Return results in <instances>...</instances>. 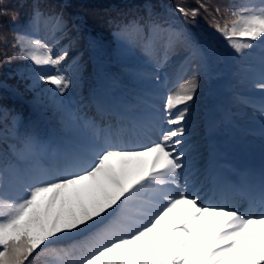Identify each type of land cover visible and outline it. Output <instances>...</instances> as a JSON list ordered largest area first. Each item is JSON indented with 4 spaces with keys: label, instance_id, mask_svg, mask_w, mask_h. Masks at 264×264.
I'll return each instance as SVG.
<instances>
[{
    "label": "snow or ice",
    "instance_id": "6c2138e0",
    "mask_svg": "<svg viewBox=\"0 0 264 264\" xmlns=\"http://www.w3.org/2000/svg\"><path fill=\"white\" fill-rule=\"evenodd\" d=\"M201 9L235 53L251 56L260 48L258 74L251 80L259 96L244 97L240 104L255 114L264 139V0H246L223 12L219 7L210 12L205 3L197 8L177 4L173 11L194 20ZM41 18L34 0L29 24ZM47 18L58 30L67 29L62 12ZM119 30L140 36L148 54L160 46L166 51L183 46L198 71L210 70L200 38L162 20L152 0H144L143 15ZM12 47L8 62L30 60L55 69L31 77L33 87L44 81L61 95L71 87L67 70L60 68L67 49L57 52L28 32H18ZM198 87L193 76L178 93L166 96V123L173 127L161 128L160 139L150 144L124 145L108 129L99 142L66 152L46 168L20 167L0 156V264H35L41 257L46 264H264V176L243 211L235 204L205 203L189 190L195 174L185 171L184 137L188 104ZM35 144L26 140L29 151Z\"/></svg>",
    "mask_w": 264,
    "mask_h": 264
},
{
    "label": "trees",
    "instance_id": "16d2710c",
    "mask_svg": "<svg viewBox=\"0 0 264 264\" xmlns=\"http://www.w3.org/2000/svg\"><path fill=\"white\" fill-rule=\"evenodd\" d=\"M35 2L39 4L45 18L30 25L34 0H0V12H7L6 15H0V83L4 85L0 87V156L10 164L30 168H34V161L27 157V126L39 120L41 126L46 128L34 110L49 119L51 130L59 129L61 124L67 127L74 116L83 115L94 105L97 89L92 83L100 76L112 79L110 74L117 68L141 62L140 51L144 49L140 36L135 33L122 34L119 30L125 21L143 15L144 0ZM204 2L213 3L212 0H152L162 20L177 28L185 27L189 32L197 30L203 9L194 20L191 17L185 18L173 9L177 4L197 8ZM222 2L228 5L227 0ZM60 12L67 21L66 30H58L55 21L47 18ZM18 32H28L34 38L48 43L57 52L67 49L68 56L60 68L67 70L73 82L65 94L55 92V86L44 81H38L37 87L32 86L31 77L40 72H54L51 66L37 67L30 60L20 59L8 62ZM196 35L203 44L214 42L211 39L220 40L217 35L213 37L209 33L197 32ZM130 72L128 67V75L120 83L125 85L123 89L143 87L144 81L132 78ZM135 74L139 75L138 72ZM19 152H24L26 158L19 159Z\"/></svg>",
    "mask_w": 264,
    "mask_h": 264
},
{
    "label": "rangeland",
    "instance_id": "374dc122",
    "mask_svg": "<svg viewBox=\"0 0 264 264\" xmlns=\"http://www.w3.org/2000/svg\"><path fill=\"white\" fill-rule=\"evenodd\" d=\"M158 115L160 117L161 113L159 112ZM160 118H159V121L156 119V121L154 123H152V124H148V123L145 124L143 122V119L137 118V121L139 122V126H140L139 129H135L133 127L134 126L133 123H131L132 126H128V127L126 126L125 128L126 129L131 128L133 133L138 132L140 134V136L142 138H144V139L137 140L136 142H133V143H129L128 139L122 137V138H119V139H121V143L124 144V145H127V146H139V145H144V144H150L153 141L159 140L160 139L161 128L167 129V128L171 127L170 125H168L166 123V121L161 122ZM101 133H102V130L100 131V134L95 135V137L100 138ZM226 147L228 148V146H226ZM241 149H242V152H240V153L243 154V155H248L249 157H257V158L264 159V156H262V155H259V154L258 155H254V154L251 155V154L247 153L248 148L246 146L244 148H241ZM228 150L232 151L230 148H228ZM262 173L264 174V171ZM253 182L255 183V181H253ZM190 188H191V186H190ZM195 188H199V185L195 184V187L193 188V191L198 193V195L201 198V201H203L205 203L207 201H209V199L206 196H203V190L196 191ZM244 204H246V201H243L242 205H244Z\"/></svg>",
    "mask_w": 264,
    "mask_h": 264
}]
</instances>
